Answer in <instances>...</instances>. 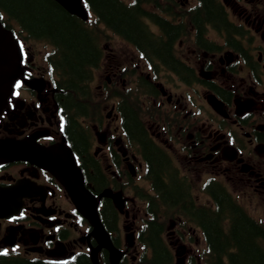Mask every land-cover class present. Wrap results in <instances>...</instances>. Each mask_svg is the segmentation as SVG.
Segmentation results:
<instances>
[{
  "label": "flooded vegetation",
  "instance_id": "flooded-vegetation-1",
  "mask_svg": "<svg viewBox=\"0 0 264 264\" xmlns=\"http://www.w3.org/2000/svg\"><path fill=\"white\" fill-rule=\"evenodd\" d=\"M218 1L228 25L205 20L201 32L193 24L200 0L190 6L189 0L144 5L161 18L148 20L155 35H164L162 18L180 26L171 43L172 57L140 51L132 43L144 59L140 69L131 70L138 84L108 89L100 117L93 112L77 118L87 135L85 151L77 149L70 134V114L61 102L65 90L45 48L20 40L23 75L0 114V139H29L38 148L73 151L102 219L108 200L115 211V226L107 228L121 250L119 264H147L154 251L144 238L153 221L161 225L166 264H177L176 254L185 264H211L214 254L227 257L232 248L216 249L209 240L210 221L227 233L232 220L246 216L262 229L255 238L264 245V0ZM115 50L110 48V56L118 57ZM131 101L149 139L144 143L163 154L164 184L184 188L175 201L164 199L146 145L138 137L131 139L124 126L123 111L133 107ZM112 114L119 124L112 123ZM125 185L131 199L124 194ZM113 192L120 193L119 204L110 197ZM14 202H20L17 209H3ZM100 244L93 225L50 170L28 159L0 161V264H95L92 248ZM98 257L101 264H113L105 247Z\"/></svg>",
  "mask_w": 264,
  "mask_h": 264
},
{
  "label": "trees",
  "instance_id": "trees-1",
  "mask_svg": "<svg viewBox=\"0 0 264 264\" xmlns=\"http://www.w3.org/2000/svg\"><path fill=\"white\" fill-rule=\"evenodd\" d=\"M85 1L96 15L93 21H84L69 13L55 0H0V10L8 16L6 20L8 24L12 19L28 36L46 40L54 46L50 60L60 73L59 84L65 90L61 102L70 114L69 131L79 151L86 150L87 135L84 129L78 126L77 118L90 117L93 112H97L98 116L101 112L100 103L91 106L92 94L89 82L94 69L99 66L103 58L100 39L106 34L105 29L112 30L123 39L130 41L140 51L155 52L168 60L172 57L171 43L174 34L180 28L179 25H172L167 19L162 18L159 23L164 35L159 36L152 32L145 18L153 21L161 18L147 10L144 5L154 4L156 0H134L132 3H125L123 0ZM205 20L228 25L218 0H200L193 11V24L197 25L199 32L202 31ZM101 24L105 28L100 27ZM131 104L133 107L127 106L123 111L124 126L131 139L138 137L143 140L144 146L146 145L145 153L151 167L156 169L155 182L162 187L160 190L164 199L168 202L175 201L185 192L184 188L164 184L160 176L166 170L163 154L157 147H147V142L144 143L149 139L145 137L142 124L134 109L135 104L132 101ZM238 214L244 216L241 212ZM103 218L107 227L115 226V211L109 200L104 205ZM240 219L232 220L231 229L227 233L210 221L206 230L211 244L216 249H233L227 258L221 254L211 255V264H224L226 261L230 264H264L263 246L255 238V234L260 233L262 229L246 216ZM160 229L161 225L155 221L147 226L144 240L153 247L154 251L149 264H166L164 261L168 258L166 247L159 236Z\"/></svg>",
  "mask_w": 264,
  "mask_h": 264
},
{
  "label": "water",
  "instance_id": "water-1",
  "mask_svg": "<svg viewBox=\"0 0 264 264\" xmlns=\"http://www.w3.org/2000/svg\"><path fill=\"white\" fill-rule=\"evenodd\" d=\"M67 11L76 14L82 19L88 18V10L83 0H56ZM21 50L18 40L11 29L5 27L0 20V113L7 105L8 96L12 92L14 81L23 74L21 66ZM32 160L50 170L66 187L77 208L95 225V230L101 240V246L111 251L113 264H118V252L114 248L108 233L100 221L93 195L84 184L81 169L75 164L69 148L36 147L29 139L17 140L14 138L0 139V160L11 159ZM119 199L120 193H116ZM97 250L93 252L96 264Z\"/></svg>",
  "mask_w": 264,
  "mask_h": 264
},
{
  "label": "rangeland",
  "instance_id": "rangeland-1",
  "mask_svg": "<svg viewBox=\"0 0 264 264\" xmlns=\"http://www.w3.org/2000/svg\"><path fill=\"white\" fill-rule=\"evenodd\" d=\"M125 1H131V0H125ZM188 6H190L192 3H196V0H189ZM100 27H104L101 25ZM157 30V27L154 26V30ZM107 32L106 36L101 39L100 45L103 49L104 59L102 63L99 65L98 68H95L93 71V78L90 81V86L92 90V101L100 103V106L104 105V101L102 98L108 99L109 91L108 89L113 88H136L138 84V76L135 74L133 75L131 70L139 66L138 69H140V62L144 61L143 58H141V55L135 48L127 41L123 40L121 37L115 35L111 30L105 29ZM37 49H43L44 43L43 42H36L33 41ZM43 44V46H42ZM35 48V46L33 45ZM47 51L51 49V46L47 45L44 46ZM110 48H114L115 52L118 54L117 56H110ZM138 63V64H137ZM109 64V65H108ZM107 66H111V71L109 72L107 70ZM106 76H109L110 80L107 81ZM137 77V78H136ZM107 81L108 86L104 83ZM137 82V84H136ZM100 86L102 88L100 89ZM111 102H109V106L103 111V116H105L109 109ZM109 118L111 119L113 124H119V121H117L114 118V114L109 115ZM135 171L140 172L139 164L138 162H135ZM137 180L139 181V177L137 176ZM124 194L131 199L132 198V191L129 186L125 185L124 188ZM136 199V206L138 208V205L140 204L139 200ZM132 211V209H130ZM123 218V217H122ZM128 224V220H122L120 224ZM128 226V225H127ZM124 229V228H123ZM125 233V230H123ZM126 235V233H125ZM167 239V238H166ZM168 240V239H167ZM185 259V255L183 256V260Z\"/></svg>",
  "mask_w": 264,
  "mask_h": 264
},
{
  "label": "bare ground",
  "instance_id": "bare-ground-1",
  "mask_svg": "<svg viewBox=\"0 0 264 264\" xmlns=\"http://www.w3.org/2000/svg\"><path fill=\"white\" fill-rule=\"evenodd\" d=\"M199 50V49H198Z\"/></svg>",
  "mask_w": 264,
  "mask_h": 264
}]
</instances>
